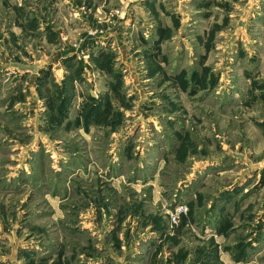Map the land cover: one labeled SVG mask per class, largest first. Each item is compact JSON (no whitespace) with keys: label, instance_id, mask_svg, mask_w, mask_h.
<instances>
[{"label":"rangeland","instance_id":"374dc122","mask_svg":"<svg viewBox=\"0 0 264 264\" xmlns=\"http://www.w3.org/2000/svg\"><path fill=\"white\" fill-rule=\"evenodd\" d=\"M0 264H264V0H0Z\"/></svg>","mask_w":264,"mask_h":264}]
</instances>
